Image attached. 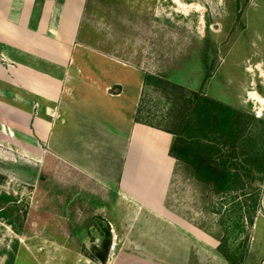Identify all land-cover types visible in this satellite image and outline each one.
Wrapping results in <instances>:
<instances>
[{"label": "rangeland", "instance_id": "374dc122", "mask_svg": "<svg viewBox=\"0 0 264 264\" xmlns=\"http://www.w3.org/2000/svg\"><path fill=\"white\" fill-rule=\"evenodd\" d=\"M78 35L147 74L255 115L257 130L264 122V0H87ZM1 75L0 89L7 94L9 77ZM180 96L163 81L148 86L141 118L176 127V116L165 115L174 98L182 101ZM0 101V264H101L88 246L95 242L94 228L103 235L95 219L105 214L99 210L104 189L42 142L27 146L22 128L36 137L37 99L28 124L20 115L4 114L10 102ZM251 175H244V189L224 194L180 170L171 196L179 213L207 226L220 242L226 237L235 258L247 245L245 264L257 263L262 254L253 251L249 258L253 226L239 236L235 216L238 204L243 213L250 210ZM222 221L230 226L226 231ZM117 239L106 264H127Z\"/></svg>", "mask_w": 264, "mask_h": 264}, {"label": "crops", "instance_id": "0c3cea01", "mask_svg": "<svg viewBox=\"0 0 264 264\" xmlns=\"http://www.w3.org/2000/svg\"><path fill=\"white\" fill-rule=\"evenodd\" d=\"M86 2L0 0V76L10 84L7 94L0 89L10 102L4 114L28 124L37 99L36 137L21 129L27 146L42 142L104 189L99 218L112 244L120 237L127 264H227L220 238L171 204L179 171L194 173L170 154L171 133L136 119L147 73L79 39ZM262 206L249 254L261 249L255 264H264V194Z\"/></svg>", "mask_w": 264, "mask_h": 264}, {"label": "trees", "instance_id": "16d2710c", "mask_svg": "<svg viewBox=\"0 0 264 264\" xmlns=\"http://www.w3.org/2000/svg\"><path fill=\"white\" fill-rule=\"evenodd\" d=\"M162 81L176 88L182 96L181 99L183 98V103L177 97L173 100L169 98L172 104L165 115L168 119L175 115L178 124L171 128L143 120L141 116L144 92L137 112V121L171 133L174 141L170 154L189 165L198 181L212 186L218 192L230 194L244 189V175L248 177L252 174V202L249 207L251 211L246 210L243 213V206L240 204L236 206L235 211L238 234H244L248 225L253 226L261 206L264 187V122L257 130L253 127V122L258 120L255 115L210 97L202 90L187 91L185 87L169 80L164 81L154 74L146 75L145 88L156 86ZM240 168L246 171L244 175L239 173ZM226 211L232 209L228 208ZM227 215L232 216V213ZM221 225L225 231L230 227L225 225L224 221ZM245 246V252L235 258L229 253L227 238L223 237L217 250L229 264H245L248 253V247Z\"/></svg>", "mask_w": 264, "mask_h": 264}, {"label": "water", "instance_id": "95a60500", "mask_svg": "<svg viewBox=\"0 0 264 264\" xmlns=\"http://www.w3.org/2000/svg\"><path fill=\"white\" fill-rule=\"evenodd\" d=\"M95 223L103 235H100L94 228L92 233L96 239L95 242L89 244L88 248L101 264H106L112 246L111 230L103 219L96 218Z\"/></svg>", "mask_w": 264, "mask_h": 264}, {"label": "flooded vegetation", "instance_id": "af4514ba", "mask_svg": "<svg viewBox=\"0 0 264 264\" xmlns=\"http://www.w3.org/2000/svg\"><path fill=\"white\" fill-rule=\"evenodd\" d=\"M97 226V225H96Z\"/></svg>", "mask_w": 264, "mask_h": 264}]
</instances>
